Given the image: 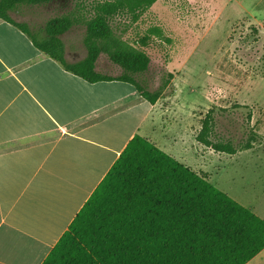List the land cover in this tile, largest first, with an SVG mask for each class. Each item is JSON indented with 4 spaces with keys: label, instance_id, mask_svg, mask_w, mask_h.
Segmentation results:
<instances>
[{
    "label": "trees",
    "instance_id": "16d2710c",
    "mask_svg": "<svg viewBox=\"0 0 264 264\" xmlns=\"http://www.w3.org/2000/svg\"><path fill=\"white\" fill-rule=\"evenodd\" d=\"M54 1L0 0V19L19 29L64 70L89 83H129L152 105L163 98L173 74L155 91L135 78L148 71L151 57L145 49L153 36H162L161 30L150 29L131 44L122 39L125 29L114 28L122 18L136 25L159 0H71L74 4L67 12L39 27L12 17L22 8ZM79 26L86 28L87 55L70 62L63 36ZM253 34L258 37L257 30ZM101 54L123 74L98 72ZM252 117L249 113V126ZM216 127L211 109L196 137L216 153L236 155L257 142L252 129L245 142L235 145ZM263 252V218L215 187L207 173L195 171L135 134L43 264H249Z\"/></svg>",
    "mask_w": 264,
    "mask_h": 264
},
{
    "label": "crops",
    "instance_id": "0c3cea01",
    "mask_svg": "<svg viewBox=\"0 0 264 264\" xmlns=\"http://www.w3.org/2000/svg\"><path fill=\"white\" fill-rule=\"evenodd\" d=\"M160 101L87 82L0 19V264H43L135 134L211 180L190 120Z\"/></svg>",
    "mask_w": 264,
    "mask_h": 264
},
{
    "label": "rangeland",
    "instance_id": "374dc122",
    "mask_svg": "<svg viewBox=\"0 0 264 264\" xmlns=\"http://www.w3.org/2000/svg\"><path fill=\"white\" fill-rule=\"evenodd\" d=\"M73 4L55 0L42 7L22 8L12 17L39 27ZM128 22L122 18L114 28L125 29L122 39L131 44L150 29L161 30L162 36H153L152 45L145 49L151 57L148 71L135 78L155 91L173 74L161 107L180 124L190 120L191 144L197 145L202 120L211 109L218 134L235 145L245 142L251 129L258 134L253 149L236 155L202 145V169L211 173L215 187L264 219V0H159L136 25ZM116 31L121 34L120 29ZM85 32L79 26L63 36L69 61L86 57ZM98 70L123 74L105 54L100 55ZM249 113L253 116L250 126ZM198 153L191 149L192 157ZM262 256L254 264L264 262Z\"/></svg>",
    "mask_w": 264,
    "mask_h": 264
}]
</instances>
